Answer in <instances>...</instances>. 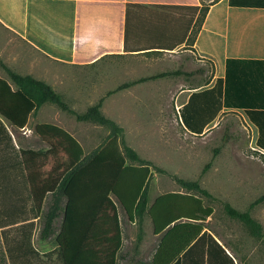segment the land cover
Listing matches in <instances>:
<instances>
[{
  "label": "trees",
  "instance_id": "trees-1",
  "mask_svg": "<svg viewBox=\"0 0 264 264\" xmlns=\"http://www.w3.org/2000/svg\"><path fill=\"white\" fill-rule=\"evenodd\" d=\"M230 4L238 6L234 0H230ZM242 4L240 6L261 7L264 3L244 0ZM166 8L180 13L182 37L171 44L135 42L130 36L127 18L125 52H153L148 50L156 46H169L168 50H174L189 40L197 13L207 11L206 7L200 9L193 5ZM0 65L8 75V78L0 76V188H3L0 194L10 198L6 204L16 206L5 219L10 226L11 238L9 242L5 239L4 246H0V264H118L123 246L119 208L138 225L137 246L144 239L145 220H151L153 233L161 237L152 264H171L180 254L188 257L200 246L204 264H225V259L235 264L205 226L213 208L204 203L203 197L212 198V195L198 181L176 178L184 191L164 193L151 203L152 163L141 158L126 143L124 128L102 113L105 96L85 112L78 113L46 82L12 70L1 58ZM182 74L186 73L173 70L141 77L124 82L106 96L142 82ZM223 82L218 77L212 87L190 95L188 102L178 110L182 124L190 133L202 135L224 108L243 109L250 123L258 128L255 144L261 149V114L258 109L254 111L230 103ZM45 104L58 106L73 114L77 121L105 127L109 134L100 147L86 153L69 131L45 122L37 124L34 133L48 144V150L18 147L14 132L23 130L30 116ZM212 161L205 166L203 173ZM25 191L36 212L44 208L45 200L49 198L41 239L46 240L55 234V223L62 217L57 248L53 251L41 254L36 250L29 242L31 233L27 236L28 242L19 239L20 229L16 225L31 220L17 208L18 197ZM263 201L264 195L251 206ZM224 209L229 217L243 223L251 236L264 240L262 224L249 211L241 212L228 203Z\"/></svg>",
  "mask_w": 264,
  "mask_h": 264
},
{
  "label": "rangeland",
  "instance_id": "rangeland-1",
  "mask_svg": "<svg viewBox=\"0 0 264 264\" xmlns=\"http://www.w3.org/2000/svg\"><path fill=\"white\" fill-rule=\"evenodd\" d=\"M31 51L0 27V58L8 67L25 72L27 62L24 56L31 55ZM114 66L112 73L84 74V77L91 79L101 78L103 82H89L82 91L83 98L73 101L76 103L70 107L83 113L105 96L102 113L122 126L126 143L141 158L152 163L153 173L149 182L151 199L164 193L183 192L176 178L198 181L212 195V198L203 197L204 203L213 208V214L205 226L221 242L233 248L240 264H264V240L251 236L244 224L229 217L224 209L228 203L241 212L249 211L264 228V201L251 206L264 195V154L256 147L255 132L247 117L238 111L221 112L202 135L188 132L179 117L178 110L187 95L192 90L210 85L216 74L212 61L188 53L181 57L149 53L122 56L114 61ZM173 70L186 74L149 80L106 96L124 82ZM0 75L8 78L1 65ZM68 100L72 103V100ZM40 115L31 120V127L36 122L57 123L81 143L86 153L100 147L109 134L107 128L77 121L73 114L56 105L44 106ZM13 137L25 149L46 151L49 148L33 130L15 131ZM211 160V166L203 173ZM48 205L49 198L44 204L35 238L41 254L57 248V236L62 224L60 217L55 223V234L46 240L41 239ZM121 222L123 246L118 264H130L139 254L145 256L151 253L156 240L150 237L152 226L149 219L144 222V239L138 246V225L122 211ZM13 231H17V228H13Z\"/></svg>",
  "mask_w": 264,
  "mask_h": 264
},
{
  "label": "crops",
  "instance_id": "crops-1",
  "mask_svg": "<svg viewBox=\"0 0 264 264\" xmlns=\"http://www.w3.org/2000/svg\"><path fill=\"white\" fill-rule=\"evenodd\" d=\"M243 1L234 0L238 6H231L230 0H0V27L32 49L31 55L24 56L27 70L16 72L46 82L68 105L83 98L82 91L89 82H103L101 78L91 79L84 74L112 73L115 71L114 61L122 56L163 53L181 57L188 53L209 59L216 68V74L208 87H212L218 77L222 78L230 103L254 111L258 109L261 114L259 150L264 154V4L261 7L240 6L244 5ZM250 1L264 3V0ZM187 5L207 8L205 13H197L187 42L174 50H168L169 46H156L148 50L153 52H125L127 18L130 36L135 42L171 44L182 37L183 28L179 26L180 13L171 12L166 7ZM200 90H192L181 106L188 102L194 91ZM44 106L30 116L28 125L22 131L34 132L37 124L45 123L36 122L35 126H30L31 120L42 116ZM224 111L244 113L243 109L224 108L221 112ZM249 124L255 132L256 143L258 128L250 121ZM15 143L20 147L17 141ZM0 192H3L2 187ZM155 199H151V203ZM9 200L4 193L0 194V246H4L5 239L9 242L11 238L10 226L5 219L16 206L6 204ZM31 203L26 191L18 197L19 212L31 220L16 227L20 229V241L25 239L28 242L27 236L31 233L29 242L38 250L35 238L44 208L36 212ZM118 210L121 218V211H124L121 208ZM149 232L152 233L151 239L156 240L151 253L145 256L139 254L130 264H152L161 237L153 233V226ZM212 235L235 264H240L233 248ZM201 251L200 246L188 257L182 253L171 264H204ZM225 264L231 263L225 259Z\"/></svg>",
  "mask_w": 264,
  "mask_h": 264
}]
</instances>
